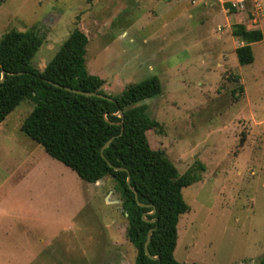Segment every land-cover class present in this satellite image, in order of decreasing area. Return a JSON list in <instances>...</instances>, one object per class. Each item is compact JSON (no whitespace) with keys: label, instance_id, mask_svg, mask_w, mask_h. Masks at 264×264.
<instances>
[{"label":"rangeland","instance_id":"374dc122","mask_svg":"<svg viewBox=\"0 0 264 264\" xmlns=\"http://www.w3.org/2000/svg\"><path fill=\"white\" fill-rule=\"evenodd\" d=\"M261 4L231 12L222 0H0V37L35 30L40 70L78 27L87 69L107 93L160 78L161 93L139 103L160 123L149 143L179 172L200 174L182 190L181 262L264 256V37L252 43L254 62L240 65L232 34L236 23L264 34ZM33 106L24 99L0 123V264H135L115 180L81 179L26 135Z\"/></svg>","mask_w":264,"mask_h":264},{"label":"trees","instance_id":"16d2710c","mask_svg":"<svg viewBox=\"0 0 264 264\" xmlns=\"http://www.w3.org/2000/svg\"><path fill=\"white\" fill-rule=\"evenodd\" d=\"M232 34L242 41L236 47L239 64L254 62L252 43L263 39V31L236 23ZM41 44L33 29L10 30L0 37V123L21 101L32 100L33 109L21 124L26 135L81 179L96 183L111 176L115 180L128 219L126 235L137 249L135 264H199L178 261L174 255L180 216L190 209L182 190L200 180L199 169L191 167L181 173L164 150L151 147L147 131L160 123L148 114L147 104H139L161 93L160 78L155 75L131 83L114 96L104 90L105 80L87 69L88 36L81 29H73L43 70L32 63ZM65 87L96 91L109 98ZM111 137L103 156L101 148ZM130 186L144 205L138 204ZM144 215L154 221H146ZM151 228L148 248L159 259L150 258L144 250ZM244 264H264V256Z\"/></svg>","mask_w":264,"mask_h":264},{"label":"water","instance_id":"95a60500","mask_svg":"<svg viewBox=\"0 0 264 264\" xmlns=\"http://www.w3.org/2000/svg\"><path fill=\"white\" fill-rule=\"evenodd\" d=\"M4 78H5V73L3 72L1 80H3ZM55 84L58 85V86H60V85L57 84V83H55ZM65 88L68 89V90H71V91H75V92H78V93H81V94L87 95V96H100V97H104V98H109L107 95H105V94H101V93L96 92V91H83V90L73 89V88H70V87H65ZM119 115H120V116L122 115V110H121V109L119 110ZM113 139H114V137H111V138H110L109 140H107V141L105 142V144L102 146V148H101V153H102L103 156H104V149L107 148V147L111 144V142L113 141ZM130 181H131V177H130V175H129L128 178H127V182H128V184H130ZM130 187L135 191V197H136V200H137L138 204H139V205H144L143 203H141V202L138 200V194H137V191H136L132 186H130ZM154 212H155V209H153L152 213H154ZM144 218H145L146 221H154V219H147V218L145 217V215H144ZM153 231H154V228L149 229V232H148V235H147V239H146V242H145V244H144V250H145V253H146L150 258H152V259H159V257H158L157 255H153V254H151L150 251H149V248H148V247H149V243H150L151 238H152V233H153Z\"/></svg>","mask_w":264,"mask_h":264},{"label":"built area","instance_id":"2783aa9c","mask_svg":"<svg viewBox=\"0 0 264 264\" xmlns=\"http://www.w3.org/2000/svg\"><path fill=\"white\" fill-rule=\"evenodd\" d=\"M227 6L228 10H243L246 8L248 3L251 2L256 12L262 11L261 0H222Z\"/></svg>","mask_w":264,"mask_h":264},{"label":"crops","instance_id":"0c3cea01","mask_svg":"<svg viewBox=\"0 0 264 264\" xmlns=\"http://www.w3.org/2000/svg\"><path fill=\"white\" fill-rule=\"evenodd\" d=\"M104 178V177H103ZM102 181V179H100L97 183H100Z\"/></svg>","mask_w":264,"mask_h":264}]
</instances>
